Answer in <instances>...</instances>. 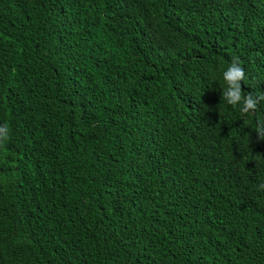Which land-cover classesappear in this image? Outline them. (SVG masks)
<instances>
[{"label": "trees", "instance_id": "16d2710c", "mask_svg": "<svg viewBox=\"0 0 264 264\" xmlns=\"http://www.w3.org/2000/svg\"><path fill=\"white\" fill-rule=\"evenodd\" d=\"M0 264H264V0H0Z\"/></svg>", "mask_w": 264, "mask_h": 264}]
</instances>
